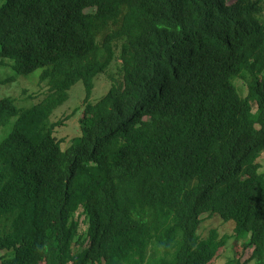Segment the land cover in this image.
I'll return each mask as SVG.
<instances>
[{
	"label": "trees",
	"instance_id": "1",
	"mask_svg": "<svg viewBox=\"0 0 264 264\" xmlns=\"http://www.w3.org/2000/svg\"><path fill=\"white\" fill-rule=\"evenodd\" d=\"M4 63L49 91L0 99V264H210L226 241L203 215L264 264V0H5ZM79 82L63 149L52 118Z\"/></svg>",
	"mask_w": 264,
	"mask_h": 264
},
{
	"label": "rangeland",
	"instance_id": "2",
	"mask_svg": "<svg viewBox=\"0 0 264 264\" xmlns=\"http://www.w3.org/2000/svg\"><path fill=\"white\" fill-rule=\"evenodd\" d=\"M5 0H0V6ZM233 0H229L231 3ZM12 62H9L11 65ZM6 66L5 63L0 64V99L10 97L14 100V104L18 109L30 108L40 103L47 95L49 86L47 83H40L41 70H37L29 75L17 76L11 66ZM120 68L119 61H113L104 74L99 75L94 81V87L91 96L89 97L90 103H95L99 100L108 90L110 85L109 74L114 73ZM10 79L9 81H6ZM34 96L32 99L31 96ZM83 85L81 82L77 83L70 91V100L66 105L55 113L53 121H62V125L56 128L54 135L61 141L63 149L69 147L70 143L78 135L79 119L85 108ZM75 110L76 113L71 116L72 118L67 121L64 120V115H71ZM14 119H11L7 125L0 127V141L11 130V125ZM262 166L261 173L264 174V152H262L258 159ZM202 223L198 229V235L201 238H207L210 232L214 230L218 236L226 241V245L219 251L218 256L210 264H225L227 259L237 257L243 264H254V261L247 262L252 250L246 249L243 243H237L234 239V224L232 222H224L217 215L208 217L203 215ZM83 221V218H81ZM87 225L82 222L80 224L79 234L83 237L86 234ZM4 252L0 253L2 256ZM43 264V263H42Z\"/></svg>",
	"mask_w": 264,
	"mask_h": 264
}]
</instances>
